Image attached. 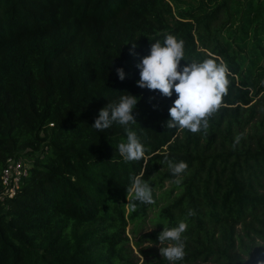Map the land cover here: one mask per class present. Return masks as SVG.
Instances as JSON below:
<instances>
[{
	"label": "trees",
	"instance_id": "16d2710c",
	"mask_svg": "<svg viewBox=\"0 0 264 264\" xmlns=\"http://www.w3.org/2000/svg\"><path fill=\"white\" fill-rule=\"evenodd\" d=\"M163 33L184 40L181 66L227 65L228 93L206 133L166 128L175 93L136 86V64ZM123 92L140 97L130 127L141 161L120 156L123 126H91ZM165 154L187 162L181 183ZM10 157L29 167L0 200V264H133L129 225L136 235L151 224L142 238L156 245L181 219L176 264L264 260V0H0V176ZM135 176L156 203L130 211ZM150 254L145 264H169Z\"/></svg>",
	"mask_w": 264,
	"mask_h": 264
},
{
	"label": "clouds",
	"instance_id": "9594fccd",
	"mask_svg": "<svg viewBox=\"0 0 264 264\" xmlns=\"http://www.w3.org/2000/svg\"><path fill=\"white\" fill-rule=\"evenodd\" d=\"M163 41L157 39L151 43L149 54L140 58L136 64L139 70V80L136 86L141 89L157 91L166 98H171L175 93L176 98L168 109L169 119L165 122L168 129L181 128L192 134L206 133L209 118L219 111L223 97L228 93L229 80L228 68L224 63H217L213 58L203 61L186 63L181 66L185 59V42L171 33H163ZM135 42L131 43L130 54L136 55ZM119 80L125 79L122 68L116 69ZM140 97L123 92L117 102L107 103L102 107L94 123L91 125L99 132L111 127L114 123L123 126L126 133V141L118 144V152L127 162L141 161L145 156V146L140 141L137 133L130 125H136L133 115L135 106ZM241 134L233 138V147L239 145ZM163 163L167 164L170 173L177 177L175 183H181L183 174L188 170L186 161L170 159L167 154ZM132 199L126 204L130 211H135L137 204H155L153 189L149 182L140 176L132 178ZM194 213L189 210L188 216ZM186 219H181L173 227H164L158 234L157 240L163 246L159 249L169 264H176L185 255L183 234L187 231ZM257 264H264V260H258Z\"/></svg>",
	"mask_w": 264,
	"mask_h": 264
},
{
	"label": "built area",
	"instance_id": "2783aa9c",
	"mask_svg": "<svg viewBox=\"0 0 264 264\" xmlns=\"http://www.w3.org/2000/svg\"><path fill=\"white\" fill-rule=\"evenodd\" d=\"M29 163L23 157H10L3 168L0 181L2 184L0 200L11 198L17 191L22 177L27 175Z\"/></svg>",
	"mask_w": 264,
	"mask_h": 264
},
{
	"label": "rangeland",
	"instance_id": "374dc122",
	"mask_svg": "<svg viewBox=\"0 0 264 264\" xmlns=\"http://www.w3.org/2000/svg\"><path fill=\"white\" fill-rule=\"evenodd\" d=\"M30 159V156H27ZM146 228L142 231V233H138L134 235L132 233V226L129 225L126 229L125 235L128 237L129 242L128 246L131 250V257L133 264H145L150 260H153V256L150 254L151 251L155 253H160L159 249L166 245H161L157 243L154 245L149 242L147 239L142 238L143 233H148L152 229L151 224L145 226ZM210 264V263H208Z\"/></svg>",
	"mask_w": 264,
	"mask_h": 264
}]
</instances>
